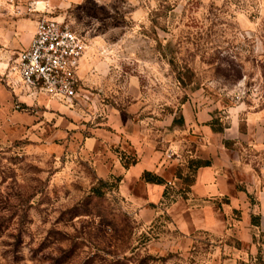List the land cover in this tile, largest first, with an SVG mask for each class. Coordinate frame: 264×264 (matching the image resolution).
Wrapping results in <instances>:
<instances>
[{
	"label": "rangeland",
	"instance_id": "rangeland-1",
	"mask_svg": "<svg viewBox=\"0 0 264 264\" xmlns=\"http://www.w3.org/2000/svg\"><path fill=\"white\" fill-rule=\"evenodd\" d=\"M40 18L63 22L88 44L85 91L66 106L81 122L113 116L138 134L140 151L125 166L151 140L161 156L162 178H154L164 189L155 213L140 217L131 199L142 195L139 184L149 175L124 194L120 176L101 179L78 155L79 141L57 154L10 137L0 124V264H218L228 254L215 253L217 244L240 248L232 235L176 223L205 205L190 189L205 161L192 138L203 133L186 125L183 111L208 114L204 123L215 135L231 107L256 112L248 151L255 164L264 161V0H0L3 73ZM238 115L244 130L246 111ZM214 206L233 219L243 211ZM257 255L235 264H255Z\"/></svg>",
	"mask_w": 264,
	"mask_h": 264
},
{
	"label": "crops",
	"instance_id": "crops-1",
	"mask_svg": "<svg viewBox=\"0 0 264 264\" xmlns=\"http://www.w3.org/2000/svg\"><path fill=\"white\" fill-rule=\"evenodd\" d=\"M33 32L34 30H31L25 47L29 44ZM85 57L82 59L79 73L85 67ZM3 69L4 67L0 68V124L6 126L10 137H27L39 147H47L49 151L57 154L63 149L74 150L79 141L81 145L78 155L92 164L97 177L105 179L110 173L120 176V190L124 194L128 193L130 184L135 181L140 183L142 174L148 172L149 179L139 184L142 195L132 197L131 201L139 205L140 217L147 219L155 213L151 206H156L160 201L164 184L154 178H162L161 169L157 167L161 156L151 140H147L143 145V154L125 166L124 162L127 163L130 159L129 154L140 151L139 136L134 130L122 127L113 116L104 121H95L93 116L90 120L81 122L77 114L66 106H71L73 101H57L44 96H39L35 101L32 95L19 92V89L15 88L18 98L27 106L22 111L16 110L13 108V92L3 83L4 80L6 83L14 80L15 76L9 72V76L3 78ZM242 105L231 107L232 110L229 111L233 112L230 121L219 135L213 134L210 126L204 123L208 114L200 112L196 117H191L186 106L183 111L186 125L203 133L199 139L196 136L192 139L197 143L196 156L207 163L196 169L190 189L192 197L205 205L187 221L177 215L179 218L176 216V223L181 230L199 227L217 237H235L240 242V248L225 242L216 245L215 253L228 254V257L220 260L218 264H235L236 259L247 262L258 251H264L263 245L262 250L259 244L253 241L254 236L264 232V161L255 164L250 160L248 151V145L253 142V121L259 114L244 110ZM244 111L246 119L243 124L245 126L242 127L245 132L240 129L238 115ZM164 124L168 125L169 122H160L161 127ZM220 137L230 141L233 147H240L230 149L222 143ZM260 140L257 138L255 141L257 143ZM256 149L260 154L258 146ZM216 201H221V204L226 206L224 211L243 209L240 217L233 219L224 215L226 212H219L214 206ZM252 217L256 218L255 222Z\"/></svg>",
	"mask_w": 264,
	"mask_h": 264
},
{
	"label": "built area",
	"instance_id": "built-area-1",
	"mask_svg": "<svg viewBox=\"0 0 264 264\" xmlns=\"http://www.w3.org/2000/svg\"><path fill=\"white\" fill-rule=\"evenodd\" d=\"M87 45L83 35L63 22L38 19L29 44L16 54L10 67L15 76L7 82L14 95L13 108L22 111L27 107L15 88L32 95L35 101L39 96L64 102L79 98L85 91L79 71Z\"/></svg>",
	"mask_w": 264,
	"mask_h": 264
},
{
	"label": "trees",
	"instance_id": "trees-1",
	"mask_svg": "<svg viewBox=\"0 0 264 264\" xmlns=\"http://www.w3.org/2000/svg\"><path fill=\"white\" fill-rule=\"evenodd\" d=\"M206 163H207V162L204 161L202 165H204V164H206ZM146 175H149V173H148V172H144V173L142 174L143 177H145ZM255 219H256V218H255ZM255 219H254V222H255ZM258 236H259V241H260V238H261V239H262V242H263L262 245H264V232H259ZM253 241L259 244V242H258V240H257V236H254V237H253ZM259 246H260V244H259ZM260 255H261V254H260V252L258 251V255H257V259H258V260H257V262H256L255 264H264V256H263V258H262ZM244 264H245V263H244Z\"/></svg>",
	"mask_w": 264,
	"mask_h": 264
}]
</instances>
